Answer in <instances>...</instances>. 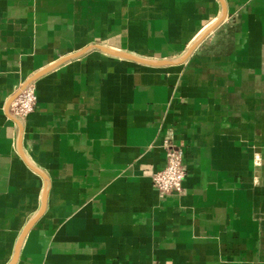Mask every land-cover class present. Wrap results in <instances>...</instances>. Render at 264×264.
<instances>
[{
	"label": "crops",
	"instance_id": "obj_1",
	"mask_svg": "<svg viewBox=\"0 0 264 264\" xmlns=\"http://www.w3.org/2000/svg\"><path fill=\"white\" fill-rule=\"evenodd\" d=\"M0 264H264V0H0Z\"/></svg>",
	"mask_w": 264,
	"mask_h": 264
},
{
	"label": "built area",
	"instance_id": "obj_2",
	"mask_svg": "<svg viewBox=\"0 0 264 264\" xmlns=\"http://www.w3.org/2000/svg\"><path fill=\"white\" fill-rule=\"evenodd\" d=\"M37 105L36 88L33 84H22L16 98L10 105V114L13 119L22 124L33 113ZM165 165L152 175L154 189L161 196L181 194L183 183L187 176L185 167L184 145L167 138L164 143Z\"/></svg>",
	"mask_w": 264,
	"mask_h": 264
},
{
	"label": "water",
	"instance_id": "obj_3",
	"mask_svg": "<svg viewBox=\"0 0 264 264\" xmlns=\"http://www.w3.org/2000/svg\"><path fill=\"white\" fill-rule=\"evenodd\" d=\"M212 31V30H211ZM210 33V31H208L206 34H204L191 48V51L200 43V41H202L208 34ZM25 234V233H24Z\"/></svg>",
	"mask_w": 264,
	"mask_h": 264
}]
</instances>
